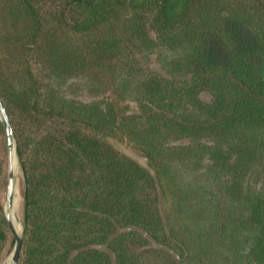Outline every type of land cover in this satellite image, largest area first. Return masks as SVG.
<instances>
[{
	"label": "trees",
	"instance_id": "1",
	"mask_svg": "<svg viewBox=\"0 0 264 264\" xmlns=\"http://www.w3.org/2000/svg\"><path fill=\"white\" fill-rule=\"evenodd\" d=\"M0 99L17 264H264V0H0Z\"/></svg>",
	"mask_w": 264,
	"mask_h": 264
},
{
	"label": "water",
	"instance_id": "2",
	"mask_svg": "<svg viewBox=\"0 0 264 264\" xmlns=\"http://www.w3.org/2000/svg\"><path fill=\"white\" fill-rule=\"evenodd\" d=\"M0 120L3 124L5 141L8 150V170H7V181H6L5 196H4L5 205H6L5 217L7 219L10 232L14 239V246L12 252L9 255V264H17L22 246V241H23V233L21 232L19 234L15 231V228L12 225L11 220L9 218V210L12 207L14 193H15V177H14L13 162H14V155L17 156V152L15 147L13 131L1 99H0Z\"/></svg>",
	"mask_w": 264,
	"mask_h": 264
},
{
	"label": "rangeland",
	"instance_id": "3",
	"mask_svg": "<svg viewBox=\"0 0 264 264\" xmlns=\"http://www.w3.org/2000/svg\"><path fill=\"white\" fill-rule=\"evenodd\" d=\"M151 67H154V65H150ZM200 98L203 99L204 101H211V96L210 94H208L207 92H201L200 93ZM128 108L132 109L134 108V104L133 103H128ZM114 144L120 148L123 152L127 153L128 155H130L132 158H134L137 162H139L142 165H145V160L144 158L136 155L135 153L131 152L128 148H126L124 145L119 144L117 142H114ZM15 156V155H14ZM0 158H3L6 160V178H7V170H8V150H7V146H6V141L5 140H0ZM14 177H15V194L17 197V202L13 204L12 206V213H14L16 215V224L18 225L19 228V232H23L22 231V210H23V197H22V193H21V189H20V183L22 181V172L20 169V165H19V161H18V157H15V167H14ZM7 181V179H6ZM5 186H6V182H5ZM5 186H4V190L2 192V198L0 199V204L2 206V209L4 211L5 214V209H6V205H5ZM15 208V209H13ZM15 211V212H14ZM18 232V233H19ZM20 232V233H21ZM19 233V234H20ZM12 238V234H9V237L7 238V240L5 241V247H8L10 244V240ZM13 249V248H12ZM12 252V250L10 251V253ZM10 253L3 258L0 261V264H8L9 263V255Z\"/></svg>",
	"mask_w": 264,
	"mask_h": 264
},
{
	"label": "bare ground",
	"instance_id": "4",
	"mask_svg": "<svg viewBox=\"0 0 264 264\" xmlns=\"http://www.w3.org/2000/svg\"><path fill=\"white\" fill-rule=\"evenodd\" d=\"M15 157L16 156H14V162H13V166L15 167ZM13 202L14 203H16L17 202V197H16V194L14 193V199H13ZM13 203V204H14ZM13 204H12V206H13ZM13 209H15V208H13ZM15 212V211H14ZM9 218H10V220H11V223H12V225L14 226V228H15V231L18 233L19 232V228H18V225L16 224V215L14 214V213H12V207H11V209L9 210ZM21 232V231H20ZM19 232V233H20ZM9 264V263H8Z\"/></svg>",
	"mask_w": 264,
	"mask_h": 264
}]
</instances>
